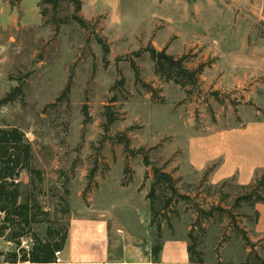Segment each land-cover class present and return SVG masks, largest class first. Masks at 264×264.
<instances>
[{
    "label": "rangeland",
    "instance_id": "rangeland-1",
    "mask_svg": "<svg viewBox=\"0 0 264 264\" xmlns=\"http://www.w3.org/2000/svg\"><path fill=\"white\" fill-rule=\"evenodd\" d=\"M41 1L0 0V101L17 86L23 92L0 107V128L24 133L40 171L35 180L23 171L15 181L21 201L34 200L62 225L67 204L80 229L124 227L143 242L147 230L139 224L156 201L168 219L161 245L166 238L189 245L191 234L205 264H264V235L254 233L255 207L264 203L237 201L264 173L246 186L235 177L212 185L208 171L218 163L199 172L189 156L191 142L210 130L264 119V0H81L86 29L72 19L71 2L54 11ZM150 49L183 69L203 68L199 89L158 76L164 60ZM108 113L117 120L105 132ZM120 135L173 177L177 195L162 183L148 198L152 168L142 155L125 153ZM47 226L33 228L44 236ZM156 226L150 222L152 261L159 257ZM15 250L0 240V253Z\"/></svg>",
    "mask_w": 264,
    "mask_h": 264
},
{
    "label": "trees",
    "instance_id": "trees-1",
    "mask_svg": "<svg viewBox=\"0 0 264 264\" xmlns=\"http://www.w3.org/2000/svg\"><path fill=\"white\" fill-rule=\"evenodd\" d=\"M20 2L22 0H19ZM61 2H71L74 5V14L72 19L76 21L82 28L86 29L87 21L78 15L82 10L81 0H42L41 5H48L54 11L57 10ZM41 18L45 16V12H40ZM57 27L56 32L59 31V24H55ZM98 43L103 47L104 56L107 57L110 53L108 45L101 38L97 39ZM152 55L157 57V52L154 49L149 50ZM156 73L162 79L166 81H173L177 85L186 88L187 86H193L198 88V81L203 71V68L190 71L183 69L182 65H171L165 61H157ZM178 68V69H175ZM136 76L138 74L136 73ZM137 80L138 77H137ZM70 92L69 84L66 89L58 98V101H62L67 98ZM189 92V91H188ZM22 95V87L17 86L13 89L4 99L0 101V107L7 105L16 100L18 95ZM213 96H217V93H213ZM112 102H115L113 100ZM107 122L104 126L105 132L109 131L112 124L116 122L113 114L106 115ZM124 135H120L119 142L124 147V151L129 156H135L136 154L142 155V149L134 151L131 149V142L129 138ZM145 167L152 168L154 174V183L152 189L148 195L151 200L158 185L165 183L168 188L177 195V189L175 188V180L173 177L164 172L163 169L154 166L147 155H142ZM33 151L31 145L26 142L24 133L18 128L1 129L0 128V239L10 242L15 245V251L0 253V264H56V253L62 252L65 249L70 226V209L65 205L63 214L66 217V223L62 225L57 220L56 223H51L48 220L49 214L42 211V208L37 205L34 200L25 198L22 199V192L20 186L15 181L20 177L21 172H28L32 179L40 176V171L36 170L32 166ZM214 167L209 169V173L213 171ZM33 180L31 184L33 185ZM251 193L249 196L241 197L237 201H249L264 203V197L261 193L264 191V175L256 180L254 184L249 186ZM180 198H184L181 197ZM255 199V200H254ZM170 203V202H168ZM160 210H157L156 201L150 203L151 223H157V238L156 244L153 248V253L157 256L160 254L162 245L159 242L162 237V224L168 220L166 215H162ZM39 224H48L46 233L42 236L40 233L34 231V226ZM191 243L188 246V253L190 255V262L192 264H205L201 258L200 253L197 252V246L195 240L193 242L192 235H188ZM31 242L30 248L27 249L23 246V242Z\"/></svg>",
    "mask_w": 264,
    "mask_h": 264
},
{
    "label": "crops",
    "instance_id": "crops-1",
    "mask_svg": "<svg viewBox=\"0 0 264 264\" xmlns=\"http://www.w3.org/2000/svg\"><path fill=\"white\" fill-rule=\"evenodd\" d=\"M212 66L214 68L215 64ZM254 112L257 114L258 111L254 109ZM210 131L205 137L191 142L189 151L190 162L196 171L202 172L207 166L218 163L209 175L210 184L217 185L235 177L238 184L246 186L264 173V119H252L237 127ZM255 211L259 216L254 233L264 235V204H257ZM150 222L151 214L148 222L139 224L146 226L147 230V238L143 242L133 235L131 238L126 236L129 230L124 227L111 228L109 224L103 227L100 223L92 230L86 227L82 230L72 214L60 264H192L189 245L182 238H166L157 261H152ZM119 230H126L122 239L118 236Z\"/></svg>",
    "mask_w": 264,
    "mask_h": 264
},
{
    "label": "water",
    "instance_id": "water-1",
    "mask_svg": "<svg viewBox=\"0 0 264 264\" xmlns=\"http://www.w3.org/2000/svg\"><path fill=\"white\" fill-rule=\"evenodd\" d=\"M158 60H164L170 64L177 65V61H175L172 57L167 56L164 52H159L157 54Z\"/></svg>",
    "mask_w": 264,
    "mask_h": 264
},
{
    "label": "built area",
    "instance_id": "built-area-1",
    "mask_svg": "<svg viewBox=\"0 0 264 264\" xmlns=\"http://www.w3.org/2000/svg\"><path fill=\"white\" fill-rule=\"evenodd\" d=\"M61 263V252H57L56 253V264H60Z\"/></svg>",
    "mask_w": 264,
    "mask_h": 264
}]
</instances>
